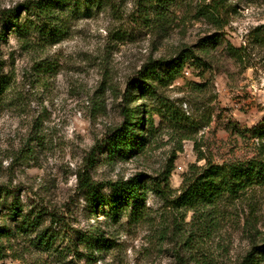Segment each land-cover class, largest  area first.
<instances>
[{
	"label": "rangeland",
	"instance_id": "1",
	"mask_svg": "<svg viewBox=\"0 0 264 264\" xmlns=\"http://www.w3.org/2000/svg\"><path fill=\"white\" fill-rule=\"evenodd\" d=\"M27 2L0 0V56L13 79L0 101V206L20 201L29 211L44 205L75 228L100 229L108 245L93 260L76 259L80 264H241L264 246V187L226 206L219 224L205 226L151 189L146 217L135 222L122 213L112 219L105 208L93 212L80 188L83 174L101 183L139 173L156 177L176 155L170 182L178 195L191 164L257 155L261 142L251 131L264 121V30L256 29L264 24V0H229L228 24L220 31L197 14L211 0H184L170 32L161 35L139 17V0H104L102 6L73 0L61 7L63 32L51 44L39 36L33 44L23 42L11 30L12 17L28 16ZM214 33L218 46L201 53L200 41ZM229 44L243 46L246 58L240 60ZM182 47L209 63L201 67L192 60L166 91L186 113L194 137L180 140L156 113L155 126L162 127L143 152L109 158L105 140L123 121L129 79L151 57H170ZM199 83L206 84L202 91ZM143 103L148 109L158 105L137 102ZM31 147L34 157L27 161L22 149ZM200 153L206 158L198 161ZM252 207L258 215L253 234L245 226ZM54 227L61 231L60 224ZM58 243L64 247L67 239L62 235ZM17 252L0 264L65 263L57 252Z\"/></svg>",
	"mask_w": 264,
	"mask_h": 264
},
{
	"label": "trees",
	"instance_id": "2",
	"mask_svg": "<svg viewBox=\"0 0 264 264\" xmlns=\"http://www.w3.org/2000/svg\"><path fill=\"white\" fill-rule=\"evenodd\" d=\"M72 1L30 0L24 7L29 11L28 16L21 21L18 15H15L14 19L13 17L10 19L9 26L11 30L15 28L23 42L33 44L35 37L39 36L41 40L51 44L63 32L61 7ZM90 2L102 6L104 0ZM183 2L184 0H139V17L160 35L168 34L178 18L176 11ZM228 2L229 0H211L208 4H200L197 14L204 17L218 31L223 30L228 24L227 17L230 13ZM16 11H19V8ZM256 29L264 30V24ZM219 42V34L214 33L203 38L198 48L201 53L208 54ZM228 46L230 50L236 52L240 60L246 58L243 46L233 47L231 44ZM203 58L192 49L182 47L170 57H151L143 64L142 68L129 79L123 94L120 110L123 121L111 130L105 140L109 158L127 157L129 154L143 152L149 143V136H156L162 127L155 126L156 113L169 128L179 134L180 140L194 137L191 130L187 129L186 113L169 99L166 91L192 60L198 66H209ZM3 67L4 60L0 56V101L6 96V92L11 90V82L13 84L11 75L4 73ZM195 86L197 90L202 91L206 84L199 83ZM140 99L156 100L158 105L150 106L148 109L147 103L137 104ZM251 132L253 137H257L261 142L256 156L247 160L223 163H214L210 159H207L204 165L193 163L184 173L178 195H175L170 182L176 155L172 158L171 167L156 177L139 173L127 179L121 177L101 183L88 174H83L80 188L84 190L93 212L105 208L106 216L112 219H118L122 213H126L129 219L135 222L146 217L148 209L146 200L151 189L164 199H168L175 208L185 212L192 211L193 221L197 220L199 225H216L226 212V206L235 204L248 193L264 187V121ZM22 153L25 160H32L34 148H24ZM205 158L204 154L200 153L198 161ZM105 188L110 189L109 195L103 193ZM251 211L252 214L247 217L245 226L247 231L253 234L258 230V215L253 207ZM45 216L49 218L50 223L45 222ZM61 216L57 211L44 205L28 211L20 201L0 206V262L15 256L18 247L21 251L26 247H34L44 254L50 251L57 252V257L65 262L63 264H80L76 259L87 256L88 261L93 260L96 258L95 253L108 245V239L99 233L100 229L84 231L66 223L64 215ZM58 224L61 225V231L55 230L54 225ZM61 234L67 239L64 247L58 243ZM263 254L264 246H261L257 251L246 255L241 264H258ZM68 255H72L69 260Z\"/></svg>",
	"mask_w": 264,
	"mask_h": 264
}]
</instances>
